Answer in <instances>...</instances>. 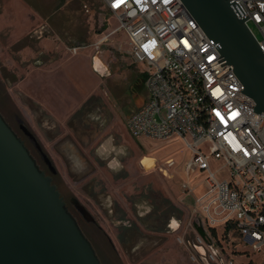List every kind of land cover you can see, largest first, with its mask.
<instances>
[{"label": "rangeland", "instance_id": "rangeland-1", "mask_svg": "<svg viewBox=\"0 0 264 264\" xmlns=\"http://www.w3.org/2000/svg\"><path fill=\"white\" fill-rule=\"evenodd\" d=\"M95 4L101 7L100 0H95ZM101 12L105 27L100 31L98 43L87 57V67L76 64L69 68L68 82H65L69 87L62 89L67 98L59 104L54 97L56 91L51 90L49 84L38 86L42 75L33 72L34 56L22 51L29 46L30 53L35 52L34 34L17 44L10 43L7 33L0 34V114L20 137L24 138L18 121L29 129L54 168L52 184L66 201L69 198L77 200L91 215L95 223L90 224L72 210L104 264L108 263L105 256L111 255L113 249L125 257V264H193L187 249L177 242L184 227L197 222L193 197L185 195L181 186L190 184L195 188L201 178L191 176L189 180L184 173L191 153L179 140H134L127 134L125 120L134 111L131 108L141 101L144 91L140 95L129 87L122 90L133 72L139 79L143 65L132 64L129 54L125 53L129 50L127 38L116 31V19L110 13ZM252 33L260 39L255 29ZM71 49L66 48L68 64L77 57ZM94 57L107 67L108 77H100L94 72ZM58 59L53 54L46 59V64L50 66ZM113 72L117 74L113 79L117 82L118 100L107 91ZM49 76V73L45 74L44 80ZM95 82L98 85L92 88ZM88 97L91 99L86 102ZM27 144L37 164L44 168L33 144ZM104 144L106 148L113 147V151L103 156L99 149ZM202 150L208 152L209 144H203ZM169 161L175 163L172 169L167 167ZM225 177L226 171L217 175L218 179ZM203 192L202 187H196L197 195ZM157 197L163 200L172 197L184 207L181 221L170 225L172 229L180 228L156 234L137 228L135 244L127 245L126 251L125 247L118 250L114 243L122 226L120 219L129 225L137 223L141 216L152 215V203ZM223 233L222 227L215 229L224 252L236 264H264V250L255 254L251 250L243 252L234 237L222 239Z\"/></svg>", "mask_w": 264, "mask_h": 264}, {"label": "built area", "instance_id": "built-area-1", "mask_svg": "<svg viewBox=\"0 0 264 264\" xmlns=\"http://www.w3.org/2000/svg\"><path fill=\"white\" fill-rule=\"evenodd\" d=\"M230 1L236 17L251 33L258 32L260 39H255L264 54V0ZM100 3L116 19V31L127 38L132 64L143 65L146 100L126 118L127 134L134 140H179L191 153L184 173L189 180L201 178L196 186L204 189L201 195L190 184L181 189L193 197L196 223H202L206 236L193 223L184 227L178 244L193 264H236L215 234L222 227V239L234 237L243 252H262L264 116L221 59L218 44L180 0ZM206 143L208 152L202 150ZM174 166L173 161L167 164L169 169ZM224 171L226 177L218 179Z\"/></svg>", "mask_w": 264, "mask_h": 264}, {"label": "water", "instance_id": "water-1", "mask_svg": "<svg viewBox=\"0 0 264 264\" xmlns=\"http://www.w3.org/2000/svg\"><path fill=\"white\" fill-rule=\"evenodd\" d=\"M180 2L206 36L218 44L221 59L244 85L256 112L264 116V54L245 21L234 14L231 1ZM92 68L100 77L110 75L97 57ZM47 165L53 174L54 168L49 162ZM73 205L85 221L95 223L77 200ZM193 226L205 238L202 223ZM0 264H101L51 178L1 114Z\"/></svg>", "mask_w": 264, "mask_h": 264}, {"label": "crops", "instance_id": "crops-1", "mask_svg": "<svg viewBox=\"0 0 264 264\" xmlns=\"http://www.w3.org/2000/svg\"><path fill=\"white\" fill-rule=\"evenodd\" d=\"M101 10L102 8L95 4V0H0V34L7 33L8 40L13 44L31 38V35L34 34L36 37L35 52L30 53L29 46H25L22 51L28 56H34L33 64L35 67L33 72L42 75L40 78L42 81H37V83L39 82L38 86L44 87L45 84H49L50 89L56 91L54 97L59 104L61 101H66L67 98L62 89L67 90L69 87V83L65 84L68 82L69 68L76 64L87 67V57L98 43L100 31L105 27ZM118 46L116 47L117 50ZM67 47L75 48L77 54V57L72 59L69 64L65 59L68 54L66 52ZM128 52L129 50L125 53ZM53 54L60 59L48 66L46 59L52 57ZM114 65L116 64L114 63ZM47 69L50 70L47 71ZM47 73L50 76L44 80V75ZM116 75L114 72L111 74L110 80L112 82L107 86V91L113 99L118 100L117 82L113 79ZM95 78V80L98 79ZM97 85L98 82H95L92 88H96ZM127 87L133 93H140V95L141 91H144V95H141V101L131 108L133 111L140 108L146 100L144 76L140 73L138 79V76L133 72L129 75V80L124 85L122 92ZM79 97L80 99L83 98L81 91ZM90 99L91 97L86 102H89ZM111 151H113V147ZM152 207V215L141 216L135 224L126 225L125 221L120 219L122 226L114 243L115 246L117 244L118 250H123L125 247L126 251L127 245L131 247L135 244L137 228L147 229L155 234L162 233L172 230L171 223L174 221L178 223L182 219L184 207L182 208L180 202L172 197H167L164 200L157 197L153 201ZM149 218L151 220H148ZM105 257L108 261L107 264H112V259L114 264H118V261L125 264V257L119 255L114 249L111 250V255ZM102 264L104 263L102 262Z\"/></svg>", "mask_w": 264, "mask_h": 264}, {"label": "flooded vegetation", "instance_id": "flooded-vegetation-1", "mask_svg": "<svg viewBox=\"0 0 264 264\" xmlns=\"http://www.w3.org/2000/svg\"><path fill=\"white\" fill-rule=\"evenodd\" d=\"M19 122V130L22 132V134H23V136H24V138H22V137H20L14 130H13V128L11 127V129L14 131V133L24 142V145L26 146V148L28 149V144H27V142L29 143V144H33V148L36 150V152H37V154H38V156L40 157V160H41V163H42V166L44 167V168H42L41 166H39L38 164V166H39V168L47 175V176H49L50 178H51V180L53 181V176L55 175V172L52 174V173H50L51 171L49 170V167H48V165H47V162H49V160L47 159V157L44 155V152L42 151V148H41V146L39 145V143H38V141L36 140V138H35V136L29 131V129L25 126V125H23L22 124V122L21 121H18ZM102 147H104V145L102 146ZM101 147V148H102ZM100 148V149H101ZM100 149H99V151H100ZM29 150V149H28ZM29 152H30V150H29ZM30 154H31V152H30ZM37 163V162H36ZM50 163V162H49ZM46 169V170H45ZM48 171V172H47ZM59 192V191H58ZM59 194H60V192H59ZM60 196H61V198L63 199V201L65 202V204H66V206H67V208H68V211L71 213V215L73 216V218L76 220V222H77V224H78V226H79V228H80V224H79V222H78V219L77 218H75L76 216H74V214H73V212H72V210L74 209V212H78V210L76 209V207L73 205V202H74V199L73 198H69L67 201L64 199V197L60 194ZM71 207V208H70ZM79 213V212H78ZM82 217V216H81ZM83 218V217H82ZM84 219V218H83ZM85 220V219H84ZM91 224V223H90ZM81 229V228H80ZM81 231H82V229H81ZM82 233L84 234V231H82ZM84 236H85V234H84ZM86 238H87V236H86ZM88 239V238H87ZM88 241L90 242V240L88 239ZM91 243V242H90ZM91 245H92V243H91ZM92 247H93V245H92ZM101 264H102V261H101Z\"/></svg>", "mask_w": 264, "mask_h": 264}, {"label": "bare ground", "instance_id": "bare-ground-1", "mask_svg": "<svg viewBox=\"0 0 264 264\" xmlns=\"http://www.w3.org/2000/svg\"><path fill=\"white\" fill-rule=\"evenodd\" d=\"M106 146H107V145L104 144V147H102V148L100 149V151H99L100 155H103V156H104L105 153H108L109 151H111L112 148H111V147H107V148H106ZM105 156H106V155H105Z\"/></svg>", "mask_w": 264, "mask_h": 264}]
</instances>
